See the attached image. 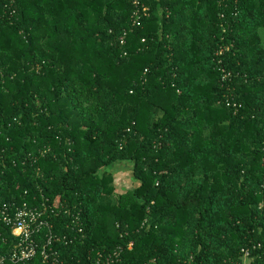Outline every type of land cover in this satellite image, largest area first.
Here are the masks:
<instances>
[{
	"label": "trees",
	"instance_id": "trees-1",
	"mask_svg": "<svg viewBox=\"0 0 264 264\" xmlns=\"http://www.w3.org/2000/svg\"><path fill=\"white\" fill-rule=\"evenodd\" d=\"M143 2L0 0V202L81 211L50 216L73 264H264V0Z\"/></svg>",
	"mask_w": 264,
	"mask_h": 264
},
{
	"label": "built area",
	"instance_id": "built-area-1",
	"mask_svg": "<svg viewBox=\"0 0 264 264\" xmlns=\"http://www.w3.org/2000/svg\"><path fill=\"white\" fill-rule=\"evenodd\" d=\"M133 21L132 28L136 27L143 18H148L152 14L150 5L143 2V0H133ZM125 32L124 36H126ZM143 42H146L144 39ZM125 38L122 39V44H125ZM228 49H220L216 56L218 58V66L222 72V81L224 83H231L235 75L240 74L228 71L224 66L223 54ZM228 106H234L239 110L242 105L238 104L235 99L226 98ZM46 199L45 197L43 198ZM64 213L70 214L67 228L73 233L82 234L85 230V219L81 211L73 212L68 206L67 201L61 202L59 205L51 203L47 200L41 205L25 201L17 202H0V222L12 228V234L16 237L17 242L13 251L9 255L0 257V264H20L33 259L40 252L45 263L50 264H73L70 261L63 260L61 255L55 249L54 244L63 241L66 244L75 243L80 238L71 237L68 233L59 234L56 231L55 224L51 221V214ZM134 243L129 245L133 248ZM124 247H119L113 252L101 253L97 258H89L84 264H115L121 261V255ZM244 264H251L250 252L244 251ZM83 264V263H80Z\"/></svg>",
	"mask_w": 264,
	"mask_h": 264
},
{
	"label": "rangeland",
	"instance_id": "rangeland-1",
	"mask_svg": "<svg viewBox=\"0 0 264 264\" xmlns=\"http://www.w3.org/2000/svg\"><path fill=\"white\" fill-rule=\"evenodd\" d=\"M133 166L131 163H125V164H120V165H115L112 169V171L116 172L117 176L121 177V180H124L123 183V188L125 187H134L136 186V182L132 179V170Z\"/></svg>",
	"mask_w": 264,
	"mask_h": 264
}]
</instances>
